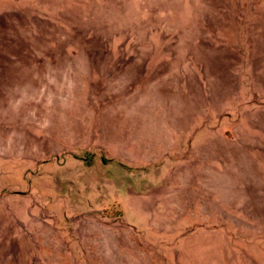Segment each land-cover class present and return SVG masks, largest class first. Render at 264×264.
I'll return each mask as SVG.
<instances>
[{
    "label": "rangeland",
    "instance_id": "374dc122",
    "mask_svg": "<svg viewBox=\"0 0 264 264\" xmlns=\"http://www.w3.org/2000/svg\"><path fill=\"white\" fill-rule=\"evenodd\" d=\"M0 264H264V0H0Z\"/></svg>",
    "mask_w": 264,
    "mask_h": 264
}]
</instances>
